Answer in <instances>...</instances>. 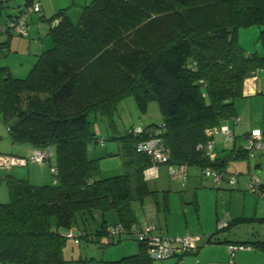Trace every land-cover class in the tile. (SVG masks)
Segmentation results:
<instances>
[{"label":"trees","instance_id":"16d2710c","mask_svg":"<svg viewBox=\"0 0 264 264\" xmlns=\"http://www.w3.org/2000/svg\"><path fill=\"white\" fill-rule=\"evenodd\" d=\"M20 13L5 14L0 3L2 24ZM29 13L34 12L27 13V20ZM47 21L51 46L37 55L26 76L0 67V119L10 140L36 149L53 146L55 152L51 184L33 185L0 171L9 195L0 203V264H87L101 260L69 258L67 251L81 241L134 240L111 234L110 227L137 224L132 202L142 204L154 193L144 178L152 159L136 149L154 128L161 130L169 164L224 174L228 158H209L197 146L212 138L206 129L237 116L235 100L243 82L264 69V52L245 50L237 37L239 28L257 25L264 49V0H91L76 21L67 8ZM11 33L6 29L2 35ZM128 96L142 110L155 100L162 123L145 125L138 134L130 127L99 137L92 117L111 120ZM106 140L118 143L115 154L125 171L101 177L99 158L89 152ZM247 154L238 149L234 157ZM110 210L119 221L108 225L103 219L100 227H89L95 211L104 216ZM70 229L80 232L77 242L66 236ZM137 245L135 254L103 261L153 264L146 244ZM253 245L264 251V241ZM196 249L174 255L178 264Z\"/></svg>","mask_w":264,"mask_h":264},{"label":"crops","instance_id":"0c3cea01","mask_svg":"<svg viewBox=\"0 0 264 264\" xmlns=\"http://www.w3.org/2000/svg\"><path fill=\"white\" fill-rule=\"evenodd\" d=\"M27 1L28 0H0V3L3 7V13L15 16L20 13ZM31 1L39 3L40 14H37L36 16L35 13H29V21H27L26 24L27 34L25 36H20L16 33L4 34L1 35L0 40V67L6 66L16 77H20V75L11 71V65L8 61V59H10L9 55L15 53L14 56H17L19 55V50H23L22 52H25V55L31 57V63L26 64L27 67H29L28 70H30L37 59V55L42 50L47 49L48 46L50 47L47 38L42 39L43 36L50 37L48 35L49 23L47 19L63 8H67V14L71 18L72 9L79 10L80 14L81 7L89 3L91 0ZM44 23H47V25L45 26ZM30 36L31 40L29 41L27 39ZM31 46H33V49ZM12 59L16 62L22 63L20 59L17 60L15 57ZM235 105L238 122L234 123L231 118L223 122V124H226L233 132V140H226L221 133H214L212 135V140L214 142V157L228 158L223 171L224 177L219 187L213 186L211 179H207L202 174L201 169L195 166H188L187 177L183 183L180 178H173L169 173L170 166H175L174 164L158 163L156 167H148L144 171V178L147 181L149 188L154 190V193L147 195L142 204L138 202L140 204V211L133 207L132 204L135 222L138 225H154L156 231L163 236L171 237L180 234H192L197 237V249L182 255L181 264H223V261L227 259L228 255H230L229 258L231 262L233 258L237 257L242 260L241 258L243 257L256 258L260 255L258 252H255L252 246L247 242H243V246L248 247L243 250L238 248L241 243L233 251H231L229 246L233 245L230 241L231 236L237 238V233L234 232L231 227L232 224L236 227H239L241 224L253 225L251 228L260 232L255 233V231H252L250 233L252 238H255L256 241H264V238H259L260 236L264 237V221L261 220L264 219V193L257 194L256 192L249 190V184L253 179H258L262 189H264V177L255 173L256 167L259 166L256 155L258 152L262 153V151H248L247 157H234L238 149L244 148L247 138L252 132H264V128L261 127V125H264V69L258 70L243 82L242 95L235 100ZM244 108L247 109V112H245ZM260 123L261 125H259ZM105 142L106 141L103 143L104 146ZM115 143L116 146L109 151L110 153L115 154L118 151V143L116 141ZM51 148L52 146L45 149L49 155L48 161L43 163L31 162L30 164L28 163L19 168L13 167L7 170H2L1 176L4 174H13L18 177L26 178L33 185L51 184L53 182L52 168L55 163L50 159L52 156ZM35 149V147L27 143H12L10 150L6 151L5 154L28 156ZM190 168L193 170L190 171ZM163 171H166L169 178L168 184L165 183V185L162 182L160 185H155L154 182V187H151L150 182L157 181L161 177ZM49 175L52 176L51 181H49ZM232 175H235V182L230 184L228 182V177ZM204 181L208 182V186L203 185ZM2 183L3 182H0V184ZM186 183L193 186L191 198L188 202L183 201L181 198L182 194H180L185 190L182 187H186ZM234 186H236L235 190H237V192L234 190ZM240 191H242V193ZM172 194H178L179 202L193 205L196 213V220L192 229L187 227L188 225L186 222V227L180 228L175 223L172 224L167 221V215L172 210ZM159 195H163L166 200L160 202L157 199ZM203 206H206V210H204ZM162 210L164 211V215H160ZM184 211H187L186 208H183V212ZM106 213L103 216L106 224L109 225L119 221L116 212V218H114V216L112 217L113 219L111 222L107 221ZM219 221H224L226 225L219 228ZM257 223H260L261 225ZM227 229L229 230L227 231ZM209 237H211L210 240H208ZM135 250L136 248L128 251L125 248L122 250V253L115 255V257L113 255H108L107 253L106 257L105 254L103 255L105 258L104 260H116L124 255L135 254ZM192 255L195 256L192 257ZM167 258L168 257L164 259ZM177 258L178 257L173 259L174 262H171V264H178Z\"/></svg>","mask_w":264,"mask_h":264},{"label":"rangeland","instance_id":"374dc122","mask_svg":"<svg viewBox=\"0 0 264 264\" xmlns=\"http://www.w3.org/2000/svg\"><path fill=\"white\" fill-rule=\"evenodd\" d=\"M36 16L38 13H35ZM28 15V14H27ZM79 15V10L77 9H72L71 10V19L73 21H76L78 19ZM29 18V16H28ZM29 21V20H27ZM30 23V22H29ZM46 26L47 23H44ZM260 27L257 25H252L249 27H241L238 30V41L239 44L247 51L249 52H259L262 53L264 49H262L261 43L258 39L259 34H260ZM22 36V35H20ZM25 36V35H23ZM47 38L49 45L51 46V39L50 37L43 36L42 39ZM31 40V36L27 39ZM33 49V46H31ZM49 47V46H48ZM19 55L14 56L15 53H11L9 55L8 61L10 63V69L14 73H17V75H20V77H24L29 71V67H27L26 64L31 63L30 61V56L25 55V52H22L23 50H19ZM33 51V50H31ZM17 58V60H21L22 63L14 61L12 58ZM245 109V112H247V109ZM93 119V129L95 132L99 135V137H106L110 134H122L125 132V130L129 129L130 127H137V126H142L144 127L145 125L148 124H161L162 123V113L159 109L158 103L155 100H151L147 103L145 110H142L139 105L137 104L135 98L133 96H128L126 98H123L117 105V110L113 114L112 119L109 120L106 117H100L97 116L95 119ZM261 125V123L259 124ZM262 128H264V125H261ZM102 143H97L91 146V150L89 152L90 157H98V168H99V173L98 175L101 177H107V176H112L116 174H120L125 171V168L122 166V161L119 155H106L110 150L114 149L116 146L115 141L113 140H106L105 146ZM12 145V141L9 138L8 131L4 123L0 119V153H6V151L10 150V146ZM51 161L55 162V152H54V147L52 146L51 148ZM258 158L257 161L259 162V166L256 167L255 173L257 175L264 177V151L262 153L258 152L256 155ZM31 162H29L30 164ZM30 166V165H29ZM15 168H19L20 166H14ZM13 168V167H11ZM49 168V167H48ZM7 170V169H4ZM190 171L193 170L192 168L189 169ZM198 170V169H197ZM49 171V170H48ZM36 172V171H35ZM34 174V172H33ZM39 174V173H37ZM40 175V174H39ZM235 177V175H233ZM187 177V176H186ZM52 176L49 175V181H51ZM168 176L166 171L162 172L161 177L157 181H151L150 186L154 187V182L155 185H160L162 182L165 184H168ZM208 179V178H207ZM0 182H3L0 184V203L8 201L9 195H8V190L7 186L5 185L4 181L0 177ZM189 183V182H188ZM187 184L186 187H182L185 190L182 191L180 194H182L181 198L183 201L188 202L191 198V191L193 186L190 184ZM208 182L204 181L203 185H207ZM165 184V185H166ZM172 185V184H171ZM211 186V185H209ZM159 187V186H157ZM166 187V186H164ZM173 187V186H170ZM167 188V187H166ZM213 188V187H209ZM236 189V186H234V190ZM237 192V190H235ZM242 193V191H240ZM157 199L160 202H163L166 200V198L163 195H159ZM178 194H172V210L170 213L167 215V221L169 223H175L177 226L180 228H185V222L187 223V227L189 229H192L193 224L196 220V213L195 209L192 204L189 203H182L179 202L178 200ZM133 207L138 209L140 211V204L135 201L132 202ZM186 208L187 211L183 212V208ZM235 204V203H234ZM163 206V205H162ZM204 210H206V206H203ZM164 211L162 210L160 212V215H164ZM115 216V217H114ZM112 217L116 218L115 212L113 210H110L106 213V218L107 221H112ZM104 217L101 213L95 212L93 219H90L89 227L91 229H95L100 224L102 223ZM261 225L260 223H257ZM251 224H241L239 227L235 226L232 224L233 231L237 233V238H233L231 236L230 241L233 243L232 246L238 247L240 243L247 242L249 243L252 248L254 249L255 252H258L260 255L256 258H241L242 260L237 258H233L232 262L230 260V255L227 256V259L223 261V264H264V251H261L260 249H257L254 247L253 242H255V238H252V235L250 234L252 231H255V233H258L260 231L258 230H253L251 228ZM229 229H227L228 231ZM226 231V232H227ZM260 234V233H259ZM180 235H186V234H180ZM192 235V234H190ZM259 238H264V237H259ZM71 240V239H70ZM84 244V245H83ZM231 246H229L230 248ZM132 250L136 248V252L138 251V245L137 241L131 240V239H122L120 242H116L111 245H104L102 243H86L84 241L80 242V244H76L74 246V249L72 251H67V255L69 258L73 256V258L82 256V257H94L96 259H99L101 261H91L88 262L87 264H109L105 261H103L104 254L106 257V254L108 255H118L119 253H122L123 249ZM243 250V249H242ZM134 251V250H133ZM237 251V250H236ZM191 256V255H188ZM195 256V255H194ZM192 255V257H194ZM117 257V256H116ZM173 259H176L175 256L168 257L167 259H162V260H153V264H171V262H174ZM64 264H74L73 262H65Z\"/></svg>","mask_w":264,"mask_h":264},{"label":"built area","instance_id":"2783aa9c","mask_svg":"<svg viewBox=\"0 0 264 264\" xmlns=\"http://www.w3.org/2000/svg\"><path fill=\"white\" fill-rule=\"evenodd\" d=\"M34 12L40 13V5L36 1H31L27 6L24 7L23 12L20 13L19 16L12 18L8 22L2 24L0 22V38L3 32L6 29L11 30L13 33L19 35H26V21H27V13ZM257 69L253 74H255ZM234 123L238 122V117L235 116L231 118ZM131 131L135 134L141 133L143 131L142 126H137L131 129ZM206 135L212 136L214 133H221L224 135L226 140H233V132L226 124H221L216 127H211L206 129ZM161 130L159 127L154 128L153 132L150 134V137L140 141L137 143L136 149L137 151L144 152L150 156L152 159V165L150 167H156L158 163H168L170 154L168 148L165 146L163 139L161 138ZM198 148H204L205 153L209 158L214 157V142L211 139L207 141V143L203 146L202 144H198ZM244 148L248 151L260 150L264 151V132L254 131L252 132L246 141ZM48 153L45 149H35L28 156H16L9 154H0V171L4 169H10L14 166H25L29 162H46L48 159ZM187 168L188 166L185 164L170 166L169 173L173 178H180L184 183L187 176ZM54 169L52 168V172ZM202 174L211 179L213 186L219 187L221 181L224 177L222 172H219L213 168L205 167L202 169ZM228 182L233 184L235 182V177L229 176ZM249 190L256 192L257 194L264 193V189H262L260 182L258 179H253L249 184ZM226 225L224 221H219L218 227L222 228ZM110 233L113 235H118L120 237H129L134 238V240L139 242H144L146 244V250L150 258L152 259H164L168 256H174L180 254L186 250H194L198 247L197 245V237L194 235L186 234V235H177V236H163L159 234L154 225H138L132 223L128 226L122 223H116L110 227ZM80 232L75 229H70L66 232V236L68 238H72L75 242L78 241V235ZM238 248L246 249L247 246L240 245ZM231 251L236 249L235 246L230 247Z\"/></svg>","mask_w":264,"mask_h":264}]
</instances>
